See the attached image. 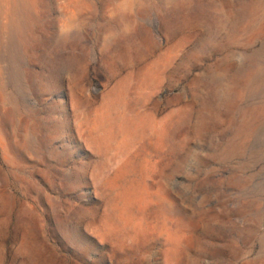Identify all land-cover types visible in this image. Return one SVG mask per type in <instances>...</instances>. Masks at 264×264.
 Wrapping results in <instances>:
<instances>
[{"label": "rangeland", "instance_id": "rangeland-1", "mask_svg": "<svg viewBox=\"0 0 264 264\" xmlns=\"http://www.w3.org/2000/svg\"><path fill=\"white\" fill-rule=\"evenodd\" d=\"M0 264H264V0H0Z\"/></svg>", "mask_w": 264, "mask_h": 264}]
</instances>
